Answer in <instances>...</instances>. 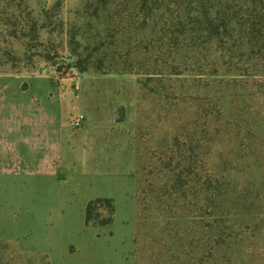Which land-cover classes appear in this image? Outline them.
I'll use <instances>...</instances> for the list:
<instances>
[{"label":"trees","instance_id":"obj_1","mask_svg":"<svg viewBox=\"0 0 264 264\" xmlns=\"http://www.w3.org/2000/svg\"><path fill=\"white\" fill-rule=\"evenodd\" d=\"M0 0V75L138 78L171 143L144 162L135 264H264V0ZM193 89V93H191ZM111 200L87 227L110 228ZM50 264L0 241V264Z\"/></svg>","mask_w":264,"mask_h":264},{"label":"crops","instance_id":"obj_2","mask_svg":"<svg viewBox=\"0 0 264 264\" xmlns=\"http://www.w3.org/2000/svg\"><path fill=\"white\" fill-rule=\"evenodd\" d=\"M138 99L135 76L0 75V241L50 264H135ZM97 200L115 204L110 228L86 226Z\"/></svg>","mask_w":264,"mask_h":264},{"label":"rangeland","instance_id":"obj_3","mask_svg":"<svg viewBox=\"0 0 264 264\" xmlns=\"http://www.w3.org/2000/svg\"><path fill=\"white\" fill-rule=\"evenodd\" d=\"M38 3H47L52 6L56 0H35ZM81 0H64V10L62 13L63 19L67 23H74L76 21V10L80 7ZM114 75V74H113ZM191 89V93H193ZM156 97L150 96L149 91L142 89L140 93V104L137 114V129H140L144 137V145L142 147V155H144V162L152 161V154L157 149H162L172 141L174 129L170 126H165L158 123L157 113L161 110V105H156ZM139 140V139H138ZM137 140V141H138ZM138 144L141 148L140 141ZM149 160V161H147ZM137 231V221H136ZM34 264H42L40 259H35Z\"/></svg>","mask_w":264,"mask_h":264},{"label":"built area","instance_id":"obj_4","mask_svg":"<svg viewBox=\"0 0 264 264\" xmlns=\"http://www.w3.org/2000/svg\"><path fill=\"white\" fill-rule=\"evenodd\" d=\"M85 122V117L83 115H77L73 121L72 125L75 129H80Z\"/></svg>","mask_w":264,"mask_h":264}]
</instances>
